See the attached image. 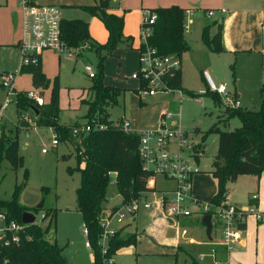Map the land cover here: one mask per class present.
<instances>
[{
  "label": "rangeland",
  "instance_id": "rangeland-1",
  "mask_svg": "<svg viewBox=\"0 0 264 264\" xmlns=\"http://www.w3.org/2000/svg\"><path fill=\"white\" fill-rule=\"evenodd\" d=\"M35 1L40 5H56L62 19L87 21L92 37L101 44L107 41L106 28L100 18L91 15L83 7L98 5L101 0ZM108 1L107 10L124 15V33L134 37L131 48L122 44L108 54L104 61V83L122 90L117 103L108 107V118L113 121L126 119L130 122V129L134 131L157 130L161 125V111L166 109L175 112L173 119H177L181 128L187 132L189 143L193 148L201 147L198 159L187 149L182 152L183 160L188 162L192 171L191 192L202 203L209 202L217 191V183L210 170L218 144V134L209 132V129L217 123L222 130H232L240 125V121L237 117H231L226 123L218 121L224 115V95L216 92L220 103L213 100L212 95L207 92L204 72L208 70L216 85L224 84L228 96L238 94L237 100L242 107L259 109L262 81L252 77L255 64L251 58L229 56L223 50L212 52L202 42L201 31L204 25L211 22L221 31L223 22L218 13L210 18L203 13V10L214 8H202L187 13L185 18L188 29L186 27L184 31L186 30L185 38L189 49L180 55V83L183 90H164L154 96H140L134 91L138 80L132 77L141 70L139 46L144 42L140 27L142 10L154 11L170 5L160 4L168 0H122V11H119V3ZM214 31L213 27L211 32ZM23 38L19 0H0V73L15 72L13 85L18 93L37 91L42 96L43 103L49 102L53 80L57 78L60 123L84 124L88 103L93 97L89 90L92 80L85 73V65L96 67L98 56L95 51L81 48L74 57L51 50L43 51L42 70L51 82L48 88H37L33 86L29 73H19L22 54L15 44ZM1 95L0 93V99L3 98ZM15 105L11 102L5 111L4 126L16 138L17 154L21 160L15 165L5 158L1 161L0 199H11L16 186H19L17 201L28 208V211L35 213L37 222L41 220L40 211L55 210V218L51 223L50 220L39 223L44 227L50 223L46 238L62 248L67 264H94L93 250L85 245L87 237L75 204V189L80 179L74 141L77 139H60L56 146H52L55 134L52 128L38 125L31 107L22 111ZM44 147L48 149L46 152L42 151ZM161 179V176H157V189L165 185ZM226 187L239 207H247L250 202L248 199L255 195V207L264 212L263 174L260 177L239 175L234 182L227 183ZM159 196V193L150 194L148 199ZM42 200L43 208L33 211ZM121 200L115 183L111 182L108 187V207L121 203ZM194 207V213L177 220L171 219L172 222L160 218V214L154 215L153 208L148 212H140L137 216V228L134 225L127 228V231H137L133 234L139 241L136 247H125L115 253V264H256V259H264V221L257 222L253 216H248L246 226L242 229V239L246 243H236L233 252L219 253L215 252L216 243L221 241L218 222L212 219L215 225L209 239L205 227L200 223L194 225L190 219L193 215L199 220L202 217V206ZM151 216L153 217L150 218ZM143 231H153L156 243L143 236ZM166 240H175L180 248L160 245L161 241ZM98 244L101 246L102 242L98 240ZM218 246L221 247H217L218 250H227Z\"/></svg>",
  "mask_w": 264,
  "mask_h": 264
},
{
  "label": "trees",
  "instance_id": "trees-1",
  "mask_svg": "<svg viewBox=\"0 0 264 264\" xmlns=\"http://www.w3.org/2000/svg\"><path fill=\"white\" fill-rule=\"evenodd\" d=\"M108 5V0H101L98 5L83 6L91 15L98 16L104 24L108 34L104 44L97 42L91 36L87 21L82 19H62L61 21V38L68 48L79 49L88 45L98 56L95 76L90 78L92 85L89 90L93 97L88 103L84 116L86 121L83 122L91 125V131L81 134L78 140H74L71 130L80 124L60 123L61 108L57 78L53 80L48 103L37 105L27 97L28 91H20L16 96L15 105L22 111L31 107L37 124L52 128L59 140L76 141V159L79 164L77 169L80 179L75 189V204L86 229L87 240L93 250L94 264H103V255L98 244L102 233L99 221L103 215L137 198L140 193L153 189L148 185L150 175L142 169L138 156L140 134L136 131H125L122 128V118L117 121L108 118V107L117 103L122 90L104 83L105 58L122 44L130 48L133 45V37L124 34L123 16L109 12ZM207 11L203 10V12ZM154 12L157 18L148 37V45L155 48L159 54L180 56L182 52L189 49L184 31L187 10L178 5H171L157 8ZM209 27L208 24L202 28L201 40L211 51H221L220 30L218 29L211 36ZM142 47L143 45L140 44L139 48ZM19 73H29L33 86L37 88H48L50 85V79L42 70L40 55L36 58L31 57L28 65L20 67ZM180 80L179 69L169 77V86L175 90H183ZM207 90L213 100L220 103L219 95L210 90L208 85ZM134 91L138 93V88H134ZM260 94L259 109L225 106L224 115L218 121L226 123L231 117H237L240 121L238 127L222 130L215 123L209 129V132L218 134L217 153L210 170V174L217 183V191L209 201L212 204H219L226 199L227 183L234 182L239 175L249 174L260 177L264 170V80L261 83ZM97 123L103 124L104 128L98 129ZM17 148V140L11 130L3 127L0 137V163L5 158L12 165L17 164L21 160L17 154ZM194 150L196 152L193 156L198 159L201 147H194ZM111 182L115 183L122 200L121 203L108 207V187ZM19 188L16 186L11 199H0V212L6 216L7 220L20 221L22 213L28 210L17 201ZM33 211L36 212L38 209L34 207ZM46 213L50 215L51 223V220L55 218V210H48ZM50 223L45 227L36 222L29 224L26 229V235L29 238H23L18 243L0 245V264H4L5 261L8 264H67L62 248L56 242L46 238ZM241 226L245 228V224ZM121 231L122 229L117 230L109 239L108 252L105 256L114 255L122 248L137 244L138 239L135 234H122Z\"/></svg>",
  "mask_w": 264,
  "mask_h": 264
},
{
  "label": "built area",
  "instance_id": "built-area-1",
  "mask_svg": "<svg viewBox=\"0 0 264 264\" xmlns=\"http://www.w3.org/2000/svg\"><path fill=\"white\" fill-rule=\"evenodd\" d=\"M119 3L121 0H112ZM119 8V7H118ZM19 9L22 16V30L24 38L19 42L21 50V66L30 63L31 57L41 55L43 51L51 50L58 54H65L67 57H74L78 54V49L68 48L61 38V21L60 11L56 5H40L35 0H19ZM207 17L214 15L213 10L206 12ZM157 18L154 11L142 10V20L140 23L141 34L144 42L140 49V66L141 70L133 74L134 79L138 80V93L140 96H154L159 91L175 90L169 86V77L180 69V57L175 54H159L157 50L148 45L153 24ZM187 25L185 24V28ZM90 48L86 45L82 49ZM81 49V48H79ZM85 73L89 78H93L96 73V67L85 65ZM16 77L15 72H4L0 74V85L3 91V98L0 100V137L2 128H5L4 119L5 111L11 102L16 104L18 91L13 83ZM205 79L210 90L224 95V103L232 107H238L239 102L236 98L227 95V89L224 84L216 85L214 81L205 74ZM180 92V90H178ZM27 97L32 99L35 104L42 105L43 99L40 93L29 90ZM175 112L163 109L161 111V125L157 130L138 131L140 134L138 144V156L141 160L142 169L150 175L148 184L154 187V180L161 176L165 181L173 182L172 189H163V191L153 190L152 194L159 193V197L152 200L139 196L125 204H121L115 211L106 213L99 221L102 227V233L99 237L101 244V254L103 255V264H115L114 255L105 256L108 252V241L117 231L114 224L121 226L128 220H132L140 209H155L160 216L172 222L179 217H186L194 211V206H202V216L209 214L214 228L213 218L219 225L221 241L219 245L227 250H232L234 245L242 239V226L246 223L248 216L255 217L258 221H264V212L255 207L256 196L253 195L248 202L247 207H239L226 199L219 204L210 202L202 203L191 192L190 179L192 171L188 162L183 160L182 152L187 149L196 152L189 143L187 132L184 131L178 120L173 119ZM98 129H103L104 125L97 123ZM122 128L125 131H132L130 123L122 119ZM71 136L78 140L81 134L91 131L90 124H82L72 128ZM59 139L56 134L51 141L52 146H56ZM48 149L44 147L43 152ZM204 204V205H203ZM40 211V210H38ZM34 213V212H33ZM40 222L50 220V215L45 211H40ZM35 215V213H34ZM36 218V215H35ZM172 219V220H171ZM34 222V223H35ZM29 224L20 221L7 220L6 216L0 212V245H9L11 242L18 243L23 238H27L26 229ZM86 234V229L83 230ZM29 238V237H28ZM85 245L91 248L90 242L86 240ZM4 264H8L7 261Z\"/></svg>",
  "mask_w": 264,
  "mask_h": 264
},
{
  "label": "crops",
  "instance_id": "crops-1",
  "mask_svg": "<svg viewBox=\"0 0 264 264\" xmlns=\"http://www.w3.org/2000/svg\"><path fill=\"white\" fill-rule=\"evenodd\" d=\"M160 4L165 5V6H167V5L171 6V4H173V5L178 4L179 7H181V8L184 7V9L187 10L186 15H187V13H192V11H198V10H201L202 8H214V10H213L214 14L218 13L221 21H223L222 22V29L220 32H221V46H222V50L224 51V53L226 55H229V56L235 55V57H237L240 55L242 57L251 58L252 62L256 66L253 70L252 77L255 79L261 80V81L264 80V0H168L166 3H160ZM120 5H121V7H120ZM118 7H117L118 8L117 10L122 11V0L119 2ZM203 13H205V15H207L206 12H203ZM122 16L124 18V15H122ZM185 18H186V16H185ZM185 24L187 25V29H188V23H186V21H185ZM208 24L210 25L209 33L211 36H213L218 31L219 28H217V25H213L211 22H208L206 25H208ZM213 27H214L215 31L211 32V29ZM124 29H125V20H124L123 31H124ZM90 31H91V27H90L89 32ZM185 32H186V30H185ZM19 42H20V40L15 44L16 47H19ZM212 52H214V51H212ZM204 73L207 74L212 79L208 70H205ZM204 79H205V75H204ZM0 93L2 94L1 97H3V91H0ZM234 97L236 99H238L237 98L238 94L235 93ZM238 102H239V100H238ZM239 106H241L240 103H239ZM249 109H251V108H249ZM132 131H134V130H132ZM136 132H138V131H136ZM262 174L264 175V170L261 173V175ZM156 180H157V177L154 180L155 189H151V191H153V190L163 191V189H166V190L172 189L174 186L173 182L165 181L162 178L161 180L163 183H165V185L162 188L157 189L156 188ZM150 184H152V183L148 184L149 187H151ZM150 194H152V193H150V191H145L142 194V196L148 198V196ZM198 200H200V199H198ZM226 200L228 202L238 206L236 204V201L230 196L229 191H228ZM248 200H250V199H248ZM191 209L195 212L196 208L192 207ZM148 210L149 209H143V208L140 209L136 213V215L134 216V218L132 220H128L126 223H124L121 226L117 225L115 228H117V230L122 229L121 233L124 231H125V233H127V232H130V233L136 232L137 233V231H127V228L134 225L135 229H136L137 228V216H138V214L142 211L148 212ZM261 212H263V211H261ZM154 215L158 216V213L156 210H155ZM152 217L153 216H151L150 218H152ZM160 218H162V217L160 216ZM162 219H164V218H162ZM190 219H192L193 224L195 223L194 225H196L197 223L201 224V218L199 220V218H196V215H193L192 217H190ZM164 220H166V219H164ZM257 222H263V221L257 220ZM193 224H192V226H193ZM179 226L183 227V228L185 227L184 225H178V227ZM245 226H246V223H245ZM213 229L214 228L212 227L211 234L213 233ZM149 230H151V229H149ZM142 233H143V236L148 237L149 239H152L156 243L155 237L153 236L154 235L153 231H151V233L148 231L145 233V231H143ZM138 241H139V239H138ZM239 243L244 245L246 242L243 239H241V241ZM136 245L133 247H136ZM160 245L167 246V247L171 246V247H179L180 248V246L177 245L175 240H166L163 242L161 241ZM218 245L219 244L216 243L215 252L230 253V252H233L236 244L234 245L233 249L230 251H227L225 249L224 250H218L217 249V247H219ZM219 248H221V247H219ZM222 248H224V247L222 246ZM256 260H257L256 264H264V259H256Z\"/></svg>",
  "mask_w": 264,
  "mask_h": 264
},
{
  "label": "water",
  "instance_id": "water-1",
  "mask_svg": "<svg viewBox=\"0 0 264 264\" xmlns=\"http://www.w3.org/2000/svg\"><path fill=\"white\" fill-rule=\"evenodd\" d=\"M44 200H42L37 206H35L36 209L40 210L43 208ZM35 215L33 212L25 210L21 215V222L24 224H32L35 222ZM201 224L205 227L206 234L210 238L211 236V230L213 227V224L211 222V217L209 214H205L201 217Z\"/></svg>",
  "mask_w": 264,
  "mask_h": 264
}]
</instances>
